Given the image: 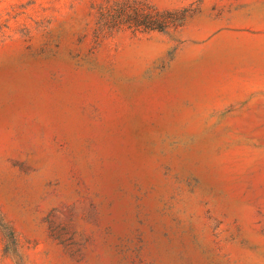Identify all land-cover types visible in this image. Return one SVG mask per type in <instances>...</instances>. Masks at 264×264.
Instances as JSON below:
<instances>
[{
	"label": "rangeland",
	"instance_id": "obj_1",
	"mask_svg": "<svg viewBox=\"0 0 264 264\" xmlns=\"http://www.w3.org/2000/svg\"><path fill=\"white\" fill-rule=\"evenodd\" d=\"M0 264H264V0H0Z\"/></svg>",
	"mask_w": 264,
	"mask_h": 264
},
{
	"label": "trees",
	"instance_id": "obj_2",
	"mask_svg": "<svg viewBox=\"0 0 264 264\" xmlns=\"http://www.w3.org/2000/svg\"><path fill=\"white\" fill-rule=\"evenodd\" d=\"M134 23L138 26V27H143L146 30H158V31H163L164 30V21L160 20V21H152L149 17L147 16H136L135 18H133Z\"/></svg>",
	"mask_w": 264,
	"mask_h": 264
}]
</instances>
